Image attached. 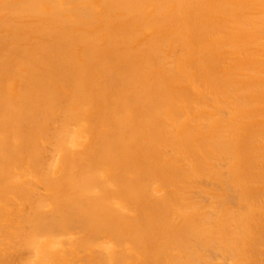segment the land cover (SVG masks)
Wrapping results in <instances>:
<instances>
[{
  "label": "bare ground",
  "instance_id": "bare-ground-1",
  "mask_svg": "<svg viewBox=\"0 0 264 264\" xmlns=\"http://www.w3.org/2000/svg\"><path fill=\"white\" fill-rule=\"evenodd\" d=\"M0 264H264V0H0Z\"/></svg>",
  "mask_w": 264,
  "mask_h": 264
}]
</instances>
